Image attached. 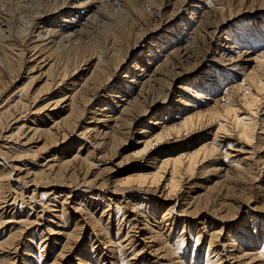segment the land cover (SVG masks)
<instances>
[{
  "label": "bare ground",
  "instance_id": "6f19581e",
  "mask_svg": "<svg viewBox=\"0 0 264 264\" xmlns=\"http://www.w3.org/2000/svg\"><path fill=\"white\" fill-rule=\"evenodd\" d=\"M28 1L0 0V264H264V94L227 75L264 50L217 35L209 1L150 33L127 0L81 44L103 0L41 1L26 19ZM200 11L221 20L214 66L173 88Z\"/></svg>",
  "mask_w": 264,
  "mask_h": 264
},
{
  "label": "rangeland",
  "instance_id": "374dc122",
  "mask_svg": "<svg viewBox=\"0 0 264 264\" xmlns=\"http://www.w3.org/2000/svg\"><path fill=\"white\" fill-rule=\"evenodd\" d=\"M38 1L39 2H37V0H36L37 4H35V6H34V3H36V2L34 0H32V1H28V2L20 4L19 6H21V8L19 6L15 7V8H17L18 10L21 9L20 11H22V13H24V15H25L24 17L26 19H30L28 17L34 16L36 14V12H38L37 11L38 10L37 9L38 3H39V6H41L40 3L43 2V6L44 5L46 6L48 0H38ZM45 1H46V4H45ZM207 1H209L210 5H213L217 8H221L223 13H224L225 23L221 27V29L219 30V33L217 35H219L220 32H227L228 34H230L231 36H234V38H235L236 37L235 34L239 33V31L243 30L245 32L244 36L239 41L243 40V42H245L246 38L250 39L251 41L248 42L247 44H245V46L242 47V50L252 51L253 53H259V52L264 50V44L256 41V38L264 33V0H150V1L149 0H134V2L137 4L138 7L140 6V7H143L145 10L147 9L146 12L149 13V18L147 20V23L144 27L145 30L143 32L146 31V32H150V33L160 32V31L162 32V31H166V29L169 30L170 25H169V27L168 26L166 27L165 23H167L168 20H170L174 14L180 13L181 18H179V20H181L182 16L183 17L184 16L186 17V15L189 16L190 8H188V7L190 5L191 6L197 5V6H201V8H203L204 6H202V4L207 3ZM29 2H31L32 4ZM125 2H128V1L127 0H111V1L110 0H103V3L101 4L100 10H99L100 11L99 14L103 13L102 16L94 18L93 21H91L92 24L90 23L91 25L89 24L88 26H86V28L83 31L84 33L83 34L81 33L79 36H77L73 40H71L70 44L71 43H73V44H79L80 43L81 44L82 39L86 38L84 40V41H86L89 38V36H91V34L96 32L100 28V26H102L104 24L105 21L114 20L115 18H117L118 14L122 10V7H120L119 5H122V3L124 4ZM32 5H33V7H31ZM112 5H113V7H111ZM23 7H25L26 9ZM115 7L116 8L118 7V8L116 9ZM28 8H30V9H28ZM154 9H156V10H154ZM174 9L176 10L177 13L174 11ZM27 10L29 11V13ZM206 10H207V8L203 9L202 14ZM148 11H150V12H148ZM195 13H198V12H195ZM200 13H201V11L197 14L198 18L196 16L195 19L198 21L201 18L199 20V23H201V29L205 28V29H203V31H204L203 33H205V34H203L204 35L203 37H205V38L203 39L202 37L199 36L198 41L196 40V41L191 43V45L189 46L190 49H188V57H189L188 61H187V59L186 60L177 59L175 61V67H173L174 70L172 69V71L169 72L170 75L168 73L166 75L167 80L169 82H170V78L172 77V75H174L176 72L181 71V69L193 70L195 65L197 67L198 64H201L202 67L199 69L200 71L197 72V74L187 76V77H190V80H188L189 83H192V85H195L196 80L198 82V79L203 77L202 73L204 71H206V67L207 66H214L212 64H209L208 60H210L213 56L216 57L215 50H214L215 47L213 45L215 43V35H214L215 33H213V31L216 32L214 28H216V26L219 24V21L221 22V20H219V18H216L211 13L210 14H204L202 17H201L202 14H200ZM151 18H152V20H151ZM208 18H209V20H208ZM215 19L217 20L218 23L216 22ZM184 22H186L185 18H184ZM206 23H207V25H206ZM156 25H157V27H156ZM208 33H210V34H208ZM158 34L159 33H157V35ZM83 35L85 36V38H83ZM209 37L211 39H209ZM74 41H77V43H75ZM193 46H195V47H193ZM247 47H250L253 50L248 49ZM210 48H212V49H210ZM252 55H254V54H252ZM134 59H135V57L129 58L127 60V65L132 64V62H133L132 60H134ZM198 59H199V61H198ZM249 72H250V74H252L254 76V78H253L254 82L259 86L258 89L262 90V91H259L260 96H262L264 94V81H263L264 80V57H262L261 60L257 63L253 62V63L248 64L247 69H245L241 72H237V71L234 73L229 72L227 75H230L232 80H237L236 83H240L242 81V78H244L245 75ZM261 76L263 77L262 79H261ZM187 77H185V78L187 79ZM186 79L179 78V79H176L173 83L171 80L170 84L172 83L173 88H174L181 81H184ZM260 80H262V81L260 82ZM205 89L208 91V88H205ZM203 93L207 94L206 91H203ZM260 107L262 108L261 112L264 111V108H263L264 107V99L261 100Z\"/></svg>",
  "mask_w": 264,
  "mask_h": 264
}]
</instances>
